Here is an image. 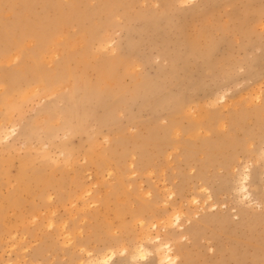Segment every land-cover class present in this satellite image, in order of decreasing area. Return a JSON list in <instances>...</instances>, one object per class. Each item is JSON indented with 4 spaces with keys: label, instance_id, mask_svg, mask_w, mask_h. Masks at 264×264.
Masks as SVG:
<instances>
[{
    "label": "rangeland",
    "instance_id": "rangeland-1",
    "mask_svg": "<svg viewBox=\"0 0 264 264\" xmlns=\"http://www.w3.org/2000/svg\"><path fill=\"white\" fill-rule=\"evenodd\" d=\"M8 80L0 202L21 171L31 192L3 204L0 264H155L169 233L176 264H264V0H0Z\"/></svg>",
    "mask_w": 264,
    "mask_h": 264
},
{
    "label": "bare ground",
    "instance_id": "bare-ground-1",
    "mask_svg": "<svg viewBox=\"0 0 264 264\" xmlns=\"http://www.w3.org/2000/svg\"><path fill=\"white\" fill-rule=\"evenodd\" d=\"M105 4H106V1H105ZM8 12V11H7ZM66 12V11H65ZM10 16V15H9ZM13 21V20H12ZM23 22V21H22ZM65 38V37H64ZM33 42V41H32ZM34 43V42H33ZM52 44V43H51ZM53 46V45H52ZM55 46V44H54ZM30 48V47H29ZM51 48V47H50ZM48 48V50L50 49ZM60 51V49H59ZM46 52V51H45ZM34 55L38 57V52L36 50L33 51ZM61 53V51H60ZM43 54V53H42ZM52 54H55V51L54 53ZM63 54V53H62ZM9 55V54H8ZM12 55V54H11ZM33 55V56H34ZM14 57H18V55H14L12 57V59H16ZM29 58V57H28ZM6 59V58H4ZM8 59V58H7ZM63 59V58H62ZM29 60V59H28ZM52 60V59H51ZM72 62V61H71ZM6 64V63H5ZM17 66V65H16ZM23 66V65H22ZM15 67V66H14ZM13 68V67H12ZM15 69V68H14ZM254 74V73H253ZM256 75V73L254 74ZM252 77V76H251ZM256 77V76H255ZM81 78H82V75H81ZM81 80V79H80ZM112 80V79H111ZM26 81L28 82H31L29 81L28 78H26ZM85 81V80H84ZM33 83V82H32ZM8 86H10L8 88V90L6 91V93L0 97V104H8L10 103V97L12 95V92L15 90V86L13 83H10V80H8ZM31 89V88H30ZM258 91V90H257ZM28 93V92H27ZM223 96V95H222ZM258 96V95H257ZM219 98V97H218ZM256 98V97H255ZM220 100L222 99L223 102L225 100V96H223L222 98H219ZM16 102V101H15ZM228 102V101H227ZM219 103V102H218ZM205 122V121H204ZM174 127V126H173ZM172 128V127H170ZM262 130V129H261ZM264 146V145H263ZM178 148V147H177ZM259 151V150H258ZM263 153H264V148H263ZM264 156V155H263ZM146 157V156H145ZM213 158V157H212ZM216 158V157H215ZM214 158V159H215ZM213 159V160H214ZM212 160V161H213ZM145 162V160H144ZM228 168V167H227ZM246 168V167H245ZM229 169V168H228ZM239 170V169H238ZM240 172V171H239ZM250 172L249 170L247 171H244L242 173L239 174V179H238V183H237V186L234 188L233 192L236 193L235 196H237V198L240 200V202L244 203V204H247L249 206L250 209H253L254 207H258V208H261V204L258 202V199L256 201V199L254 200L253 199V194L250 193V190L248 188V185L249 183L247 182L249 177H250ZM38 178V177H36ZM28 178L26 176L25 173H23L22 171L19 173V178H18V181H19V185L17 186V189L14 193V195H16L15 197H12V198H7L6 201H2L0 202V224L2 223L1 221V215L3 213V204H6V205H9V206H19L21 203H22V197H21V194L22 193H30L31 191L29 190V185H28ZM51 182V180H50ZM32 183V182H31ZM34 183V182H33ZM32 187V185H31ZM30 187V188H31ZM12 188V187H11ZM4 190V189H3ZM171 191H169L170 193ZM1 193V192H0ZM35 193V192H34ZM172 195V194H170ZM211 195V194H210ZM173 196V195H172ZM27 197V196H26ZM60 197V196H59ZM210 197V196H209ZM212 197V196H211ZM208 198V197H207ZM236 199V198H235ZM195 200V199H193ZM237 200V199H236ZM27 201V200H26ZM196 201V200H195ZM194 201V202H195ZM239 201H237L238 203ZM196 203V202H195ZM241 204V203H240ZM209 205L211 209H217L216 206L214 205V203H210ZM243 205V204H242ZM264 206V205H263ZM5 207V206H4ZM243 209V207H241ZM240 208V209H241ZM21 209V208H20ZM244 210V209H243ZM242 211V210H241ZM240 211V212H241ZM257 211V210H256ZM238 212H239V209H238ZM244 215V214H242ZM168 217V216H167ZM245 217V216H243ZM170 218V217H168ZM172 218L174 221H176V226L178 227V230L180 231H183L182 233L179 231V233L176 231L174 234V238L173 240L176 241L178 239H181L180 235L184 233L185 235V238L187 239L186 236H195V229L193 227H190V229H184V227H182V223L181 224H178V222H180V214L178 213H173L172 214ZM239 219V218H238ZM244 219V218H242ZM170 221V220H168ZM240 222V221H239ZM145 228V227H144ZM181 233V234H180ZM145 235V233H143ZM159 235V234H157ZM69 236V235H67ZM182 236V239L184 238L183 235ZM189 236V237H190ZM154 237V236H153ZM169 238H166V237H163L164 238V241L161 240V238L159 237H155V238H151L149 235H146L145 236V240L150 242V243H153V242H156L155 244V251H154V257H155V260H156V263L155 264H176L177 261H178V258H182V259H185L187 257V254H186V247H184L183 245H176V248L173 247V244H172V239H171V236H170V233L168 234ZM180 237V238H179ZM166 238V239H165ZM64 239H66L64 241V243H66L65 245L67 244H71L72 241H73V238L72 237H64ZM124 246V245H123ZM121 248L120 246V252L122 254H126L127 255V250L125 248V246ZM109 248H104V251H101L99 254H96V255H90L89 254V261H87L88 264H112L113 260L115 259L116 257V250L113 249V247L111 246H108ZM136 247V246H135ZM134 247V248H135ZM117 249V248H116ZM133 249V247H132ZM129 251V249H128ZM133 251V250H132ZM119 252V253H120ZM98 253V252H97ZM152 252H150L143 244H140L138 245L136 248H135V251L128 254L127 257L128 259L130 260V264H140V261H146L147 260V257L151 255ZM88 259V258H87ZM31 264V263H30ZM35 264V263H34ZM183 264H187L186 262H184Z\"/></svg>",
    "mask_w": 264,
    "mask_h": 264
}]
</instances>
